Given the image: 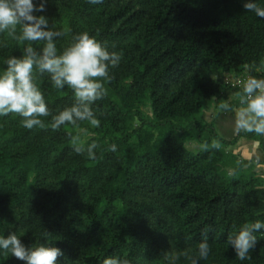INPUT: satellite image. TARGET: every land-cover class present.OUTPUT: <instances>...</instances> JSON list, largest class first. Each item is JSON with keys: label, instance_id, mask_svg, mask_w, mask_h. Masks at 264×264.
<instances>
[{"label": "trees", "instance_id": "16d2710c", "mask_svg": "<svg viewBox=\"0 0 264 264\" xmlns=\"http://www.w3.org/2000/svg\"><path fill=\"white\" fill-rule=\"evenodd\" d=\"M45 7L35 14L63 34L58 52L87 32L121 61L92 105L99 127L53 130L51 117H42L45 128L29 130L16 114L0 116V235L59 248L57 264L112 256L171 264L207 231L211 250L200 264H264V229L254 233L250 259L237 258L226 242L245 223L264 222L256 157L229 150L242 137L264 155V136L227 138L215 128L225 114L218 105L238 107L241 82L264 78V19L243 0H46ZM26 44L0 33V72ZM34 82L53 114L73 103L71 90L55 88L47 74H34ZM73 137L95 142L97 158L77 154ZM16 260L0 250V264ZM176 264L189 262L181 256Z\"/></svg>", "mask_w": 264, "mask_h": 264}, {"label": "clouds", "instance_id": "9594fccd", "mask_svg": "<svg viewBox=\"0 0 264 264\" xmlns=\"http://www.w3.org/2000/svg\"><path fill=\"white\" fill-rule=\"evenodd\" d=\"M89 4H100L103 0H87ZM46 0H0V33L21 43L27 42L19 57L10 56L4 61L6 68L0 72V116L16 114L21 117V124L26 129L45 128L42 117H51V128L58 130L63 125L79 128L82 122L92 127H99L92 105L106 95L103 81H110V68L119 66L121 55L110 52L107 47L90 36L87 32L74 34L71 42L58 52L55 40L63 34L49 27L48 19L37 12L46 11ZM243 8L264 19V6L254 0H243ZM19 30V34L17 31ZM33 44L42 45L39 49ZM47 74L57 89L67 86L73 96L71 106L64 107L53 114L47 106L42 91L34 82V74ZM242 91L237 93L238 107H232L227 101L221 102L219 110L231 113V125L234 134L254 133L264 136V78L248 75L242 82ZM95 142L85 145L79 137L72 138V148L77 154H85L95 160ZM212 147L219 149L217 141ZM208 145H204L207 150ZM109 151L115 152L116 145ZM264 229V222L245 223L235 234L227 236V244L240 260L250 259L257 243L255 232ZM0 250L24 264H57L63 252L43 244L26 247L20 238L9 233L0 235ZM207 231L202 233V240L189 254L183 252L172 256L171 264L183 256L189 264H200L207 260L210 253ZM102 264H130L128 259L115 256L106 257Z\"/></svg>", "mask_w": 264, "mask_h": 264}, {"label": "rangeland", "instance_id": "374dc122", "mask_svg": "<svg viewBox=\"0 0 264 264\" xmlns=\"http://www.w3.org/2000/svg\"><path fill=\"white\" fill-rule=\"evenodd\" d=\"M228 95H229V97H232L231 94H228ZM228 114H230V113H228ZM207 115H209V113H207ZM220 116L224 117L223 115H220ZM225 119L226 120L223 121V122L228 123L231 120V116H228ZM215 128L217 129V131H222V130L219 129L218 126H215ZM224 128H227V131L225 130L226 133H228V134H230L232 136V131H231L232 130V125H231V123L227 124V125H224ZM231 136H229L228 138H230ZM253 145H254L253 142H249L246 138L244 139V138L240 137L237 140V143L234 144L231 147V149H229V150H230V152L237 153L240 157H243V158H245L247 160H249L250 158H253L254 156H256V160L253 162V170L264 175V162H263L264 161V155H263V152L259 150L256 153V150L252 149ZM193 147H194V145H190V148H193ZM231 170L232 169H230V171ZM10 224L12 226H14V222H10ZM22 233L23 232L20 231L18 235H20ZM33 245H35V244H33ZM4 255H8V253L4 252ZM16 261H15L16 264L17 263L18 264H24V262L21 261V260H16ZM146 264H150V263L147 262ZM163 264H169V262H165Z\"/></svg>", "mask_w": 264, "mask_h": 264}, {"label": "crops", "instance_id": "0c3cea01", "mask_svg": "<svg viewBox=\"0 0 264 264\" xmlns=\"http://www.w3.org/2000/svg\"><path fill=\"white\" fill-rule=\"evenodd\" d=\"M224 117H221V116H219L218 117V119L215 121V125L216 126H218L219 127V129L220 130H222V131H219L223 136H225V137H229V136H231L230 134H228V133H226V131H227V128H224V125H227V124H230L231 123V120L228 122V123H225V122H223V121H225L226 119V117H228V116H231L232 114L230 113V114H228V113H225V114H222ZM221 117V118H220ZM226 130V131H225ZM232 131V130H231ZM236 134H234L233 133V131H232V136L231 137H234ZM230 137V138H231ZM252 149H254V150H256V153H257V151H259V149L258 148H255L254 146L252 147ZM254 157H256V156H254ZM260 159V158H259Z\"/></svg>", "mask_w": 264, "mask_h": 264}, {"label": "built area", "instance_id": "2783aa9c", "mask_svg": "<svg viewBox=\"0 0 264 264\" xmlns=\"http://www.w3.org/2000/svg\"><path fill=\"white\" fill-rule=\"evenodd\" d=\"M263 70H264V68H263Z\"/></svg>", "mask_w": 264, "mask_h": 264}]
</instances>
